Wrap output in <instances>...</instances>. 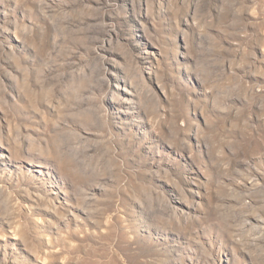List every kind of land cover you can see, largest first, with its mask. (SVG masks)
Instances as JSON below:
<instances>
[{
    "label": "rangeland",
    "instance_id": "obj_1",
    "mask_svg": "<svg viewBox=\"0 0 264 264\" xmlns=\"http://www.w3.org/2000/svg\"><path fill=\"white\" fill-rule=\"evenodd\" d=\"M0 264H264V0H0Z\"/></svg>",
    "mask_w": 264,
    "mask_h": 264
}]
</instances>
